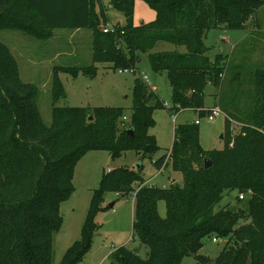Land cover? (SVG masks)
I'll return each mask as SVG.
<instances>
[{"label": "trees", "instance_id": "trees-1", "mask_svg": "<svg viewBox=\"0 0 264 264\" xmlns=\"http://www.w3.org/2000/svg\"><path fill=\"white\" fill-rule=\"evenodd\" d=\"M137 1L155 11L153 21L134 24ZM108 3L124 13L127 23L111 25L113 30L106 34L103 28L110 24L102 0H0V30L21 29L35 37L60 29L92 32L91 65L53 69L50 125L36 104L38 88L21 80L15 57L0 43V264H53L54 237L63 225L61 205L74 195L75 168L87 153L107 151L117 158L135 151L153 160L160 149L149 129L155 126L153 111L165 105L142 76L134 82L130 127L122 129V108L57 106L66 97L59 73L95 78L98 65L136 73L146 56L152 71L169 80L172 109L193 110L206 118L213 112L206 107V89L221 88L228 59L222 53L213 60L208 57L209 33L216 28L247 29L264 6V0ZM159 43L174 49H160ZM252 84L245 109L235 107L225 93L220 97L227 119L223 149L204 150L197 124L175 129L172 149L153 164L161 171L171 163L182 183L148 185L143 166L104 173L80 238L68 248L62 264H80L91 251L107 192L134 196L133 235L149 249L143 258L137 250L120 247L112 253L114 264H182L192 256L202 264L207 257L199 253L211 238L229 240L212 264H264L263 69L254 71ZM233 122L242 125L236 135L231 134ZM206 158L212 161L210 169L204 168ZM231 191H237L239 201L240 194H250L247 210H216ZM160 202L165 203V217L159 213Z\"/></svg>", "mask_w": 264, "mask_h": 264}, {"label": "rangeland", "instance_id": "rangeland-1", "mask_svg": "<svg viewBox=\"0 0 264 264\" xmlns=\"http://www.w3.org/2000/svg\"><path fill=\"white\" fill-rule=\"evenodd\" d=\"M102 1L107 9L106 14L110 25L127 23L122 11L111 7L108 0ZM155 17V11L148 4L136 3L134 24L149 23ZM39 34L40 36L35 37L21 29H1L0 43L15 57L21 80L34 84L38 88L36 104L43 121L50 125L53 108V69L56 66L91 65L92 32L88 29L80 31L60 29ZM46 34L50 37L44 38ZM206 45L209 47L210 51L207 55L211 60L219 53L228 57L221 88L217 89L209 85L206 89V106L211 109L216 107L221 111L213 120L202 118L193 110L175 112L172 109V88L166 74L154 73L146 56L142 57L136 73H120L118 70L125 68L113 70L105 65H98L95 78H90L83 73L76 77L59 73L66 97L61 99L57 106L122 108L125 114L122 119V129L130 127L134 104V82L141 75L146 74L151 84L156 86V94L165 108L155 109L152 114L155 126L149 129V134L155 136L160 147L153 156V160L135 151H126L117 158H113L107 151H92L78 162L73 180L75 193L61 205L63 225L54 237L53 264H62L68 248L80 238L93 192L99 188L104 173L119 168L137 170L139 166H143L145 177L149 180L148 185L167 188L173 182L182 183L181 176L172 170L171 163L165 169L158 171L153 161L170 152L175 140V129L179 125L196 124V120H200L198 125L200 144L204 150L211 152L225 147L227 119L219 100L225 93L233 98L235 107L245 109L250 105L251 99L247 94L253 89V73L257 69L264 70V6L258 12L257 19L254 22L250 21L247 29L211 30ZM157 46L160 49H174L173 45L165 43H159ZM237 77L238 80H236ZM241 127V124L233 122L231 134H238ZM249 195V193L246 194V198L239 201L237 191L228 192L216 210L228 209L233 212L247 210ZM133 197L123 198L114 192L106 193L103 209L97 216V223L101 227L94 235L91 251L80 264H114L112 253L120 247L137 250L143 258H146L149 249L144 245L141 247V243L133 235ZM159 213L162 217L166 216L164 202L159 203ZM240 224H243V221H240ZM228 243V239L217 241L212 238L206 239L199 253L207 257V261L202 264H212ZM140 247L141 250H139ZM182 264H197V260L193 256L186 257Z\"/></svg>", "mask_w": 264, "mask_h": 264}, {"label": "built area", "instance_id": "built-area-1", "mask_svg": "<svg viewBox=\"0 0 264 264\" xmlns=\"http://www.w3.org/2000/svg\"><path fill=\"white\" fill-rule=\"evenodd\" d=\"M111 30H113V27L111 26V25H107V26H105L104 28H103V32L104 33H109V32H111ZM120 73H125V72H133V73H135V70L134 69H132V68H126V69H119L118 70ZM142 79H143V81L144 82H146L148 85H149V87L152 89V91H155V88H154V86H151L150 84H149V78H148V76L147 75H142ZM221 111L219 110V108H213V112H212V114L211 115H209V116H207L206 118H208V119H210V120H213L214 118H215V116L218 114V113H220ZM197 125H199L200 124V120H197L196 122H195ZM246 198V194H240L239 195V199L240 200H244ZM218 239H214V241H217Z\"/></svg>", "mask_w": 264, "mask_h": 264}, {"label": "water", "instance_id": "water-1", "mask_svg": "<svg viewBox=\"0 0 264 264\" xmlns=\"http://www.w3.org/2000/svg\"><path fill=\"white\" fill-rule=\"evenodd\" d=\"M89 120L92 121V120H93V117L91 116V117L89 118ZM128 133H129L130 135L134 136V129H133V128L128 129ZM140 167H141V166H139V167L137 168V170H139ZM211 167H212V161H211V159L206 158V159L204 160V168H205V169H210ZM174 181H175V180H174ZM123 197H124V196H123ZM112 206H113V204L111 205V207H112Z\"/></svg>", "mask_w": 264, "mask_h": 264}, {"label": "crops", "instance_id": "crops-1", "mask_svg": "<svg viewBox=\"0 0 264 264\" xmlns=\"http://www.w3.org/2000/svg\"><path fill=\"white\" fill-rule=\"evenodd\" d=\"M137 2H143V1H137ZM136 2V3H137ZM135 25H139V24H135ZM78 31H80V30H78ZM144 75H146V74H144ZM142 76V75H141ZM150 80V79H149ZM149 84L151 85V86H154V88H155V93H156V91H157V88H156V86L155 85H153V84H151V81H149ZM207 107V106H206ZM208 108V107H207ZM197 121V120H196ZM200 125V124H199Z\"/></svg>", "mask_w": 264, "mask_h": 264}]
</instances>
